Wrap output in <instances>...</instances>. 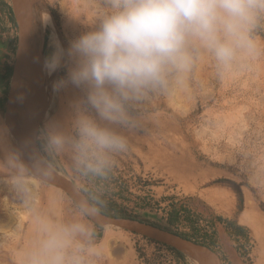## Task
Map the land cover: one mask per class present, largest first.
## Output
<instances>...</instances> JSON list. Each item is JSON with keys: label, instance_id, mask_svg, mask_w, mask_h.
I'll return each mask as SVG.
<instances>
[{"label": "rangeland", "instance_id": "1", "mask_svg": "<svg viewBox=\"0 0 264 264\" xmlns=\"http://www.w3.org/2000/svg\"><path fill=\"white\" fill-rule=\"evenodd\" d=\"M41 1L51 21L41 27L43 54L48 50L52 33L67 47L71 39L87 31L95 23L101 3V0ZM0 2L12 8V0ZM4 9L0 3V126L8 129L9 143L14 145L10 126L21 116L16 118L14 114L23 102L15 94V87L9 104L8 97L18 30ZM40 12L45 18L42 8ZM33 14V18L39 15ZM23 32L27 34L25 28ZM255 37L264 45V27L257 30ZM26 45L21 46L17 63ZM244 63L243 70L237 69L221 79L211 58L201 53L184 86L155 96L142 109L141 127L129 134V149L116 158L104 185V201L116 205L118 212L187 237L211 250L219 264H231L220 261L215 228L227 223L230 225L225 227L232 230L236 224L242 228L239 238L237 235L231 238L237 264H264V51ZM64 75L63 68L53 76L46 72L40 95L25 111L23 119L35 117L32 124L42 114L46 115L38 131L49 120L61 118L68 101L76 94L74 89L54 91V82ZM22 109L23 106L20 109L23 112ZM230 115L236 118L227 120ZM53 162L58 175L82 193L89 189L97 191L95 185L85 184L73 173L67 156H57ZM38 184L39 188L33 190L38 203L44 206L47 203L41 191L52 185ZM60 191L62 197L56 212L70 217L75 211L73 201ZM247 205L252 206L253 215L263 224L256 231L240 221ZM106 229L97 228L99 243ZM109 229L126 243L111 245L103 251L99 264H197L192 258L177 257L161 243L119 228ZM31 234L27 209L7 177L0 174V264H13L12 253L26 245Z\"/></svg>", "mask_w": 264, "mask_h": 264}, {"label": "clouds", "instance_id": "2", "mask_svg": "<svg viewBox=\"0 0 264 264\" xmlns=\"http://www.w3.org/2000/svg\"><path fill=\"white\" fill-rule=\"evenodd\" d=\"M261 27L264 0H101L95 23L67 47L53 34L43 69L49 75L65 70L54 91L76 90L64 115L18 147L0 126V174L32 225L29 242L12 253L13 264H99L104 185L116 158L129 149V134L141 127L142 109L184 86L201 53L221 79L243 70L247 59L264 51L255 37ZM60 155L81 181L97 188L73 199L70 217L57 215L59 201L41 206L33 190L34 180L55 182L53 160Z\"/></svg>", "mask_w": 264, "mask_h": 264}, {"label": "bare ground", "instance_id": "3", "mask_svg": "<svg viewBox=\"0 0 264 264\" xmlns=\"http://www.w3.org/2000/svg\"><path fill=\"white\" fill-rule=\"evenodd\" d=\"M20 4L23 5L22 12H19L22 19L23 16L24 20V27H22V30H27V42H26V48L24 47V52H22V55L20 57L19 63H17L15 67V76L14 81L12 85V89L17 88L15 91V94L17 97H22V106H23V112L20 110L22 108L17 109L15 112L16 118L21 114V116L18 118L17 121L14 120V123L11 124L10 127L13 128V143L15 146H20L22 143L26 140H29L31 133L30 126L35 120L34 116L26 117L24 118L26 109L34 102L35 98L40 95L42 87L45 84L44 76L46 74V71L43 69V62L46 56L51 54L52 46H51V38L49 41V47L46 53H41L40 50V41H41V27L44 24L45 21L48 19V15L46 14V9L44 4L41 0H22L20 1ZM40 8H42V12L45 15V18H43L40 15ZM35 11V12H34ZM29 13V15H28ZM33 13H38L35 18ZM29 19V23H28ZM44 20V21H43ZM31 22V23H30ZM50 18L48 19L46 24H50ZM53 35V33H52ZM52 37V36H51ZM54 74V73H53ZM52 74V76H53ZM21 88V89H20ZM18 90H21V94ZM48 100H45V103L47 105ZM25 104L27 107H25ZM45 114V113H44ZM43 115V114H42ZM38 117L37 122H40V120L43 119L46 115ZM236 118L235 115H230L227 120H234ZM35 122V121H34ZM14 125V126H13ZM35 124H32V128ZM245 126V125H244ZM10 142V141H9ZM33 188H39V184L37 181H33ZM59 187H56L52 185L49 189H42V194L46 198V203H48L50 200H60L62 197V193ZM55 212L59 211L58 208L54 209ZM57 213V212H56ZM252 206L247 205V209L242 213L240 221L244 224H246L248 227H250L253 231H256V228H262V223L257 219L255 215H253ZM58 215V214H57ZM260 219V218H259ZM104 231V235L101 239L100 245L102 247L103 251H107L110 249L111 245H116L118 243L125 244L126 241L120 237L119 235H115L111 229V227H106ZM121 253V251H119ZM191 258V257H190ZM193 259V258H192ZM194 260V259H193Z\"/></svg>", "mask_w": 264, "mask_h": 264}, {"label": "water", "instance_id": "4", "mask_svg": "<svg viewBox=\"0 0 264 264\" xmlns=\"http://www.w3.org/2000/svg\"><path fill=\"white\" fill-rule=\"evenodd\" d=\"M22 0H12V15L17 26V51L15 54V66L17 63L19 52L21 51V46H24L27 42L26 34L22 31V27H24V16L23 19L19 12H22L23 5L20 4ZM29 42V41H28ZM27 42V43H28ZM22 49V48H21ZM15 66L13 71V76L11 80L10 92L8 97V104L11 101L10 96L12 92V85L15 76ZM10 100V101H9ZM41 122V120H40ZM40 122L34 123V129L32 131L33 134L30 135L29 139H35L38 132V126ZM51 185L59 187L63 190L65 194L73 201L74 198L83 194L82 191L77 189L72 183H70L65 178L57 175L55 182ZM98 227L106 228L113 227L119 228L122 230L129 231L133 234L139 235L141 237L147 238L149 240L161 243L175 251L183 254L187 258H193L197 264H219V259L209 250L208 248L197 244L191 240L183 238L175 233L163 230L161 228L155 227L148 223L141 222L136 219L130 218H117L112 216H107L104 214H100L98 218Z\"/></svg>", "mask_w": 264, "mask_h": 264}, {"label": "crops", "instance_id": "5", "mask_svg": "<svg viewBox=\"0 0 264 264\" xmlns=\"http://www.w3.org/2000/svg\"><path fill=\"white\" fill-rule=\"evenodd\" d=\"M226 225H230V223L223 224V225H216V233H217V243L220 245L219 248L221 253L219 254L220 261L223 263V260H227L231 264H237V253L234 252L232 248L231 238L235 235L239 238L242 234V228L236 224L234 229L225 227ZM232 251L235 253V256L232 255ZM226 258V259H223ZM235 261V262H234Z\"/></svg>", "mask_w": 264, "mask_h": 264}, {"label": "trees", "instance_id": "6", "mask_svg": "<svg viewBox=\"0 0 264 264\" xmlns=\"http://www.w3.org/2000/svg\"><path fill=\"white\" fill-rule=\"evenodd\" d=\"M0 3H1V8H2V10H3V8H5L4 10H5V12L7 13V15H8V17H9V21H10V22H13V17H12V12H11V8H10V6H8L7 4H5V3H3V2H0ZM117 209H118V208H117L116 205H113V204H111V203H109V202H105L104 205H103V207H102V209H101V213L104 214V215H107V216H112V217H117V218H124V217H125V218L135 219V218H133V217H131V216H126L125 214H121L120 212L117 211ZM172 218H173V217H172ZM172 218H170L169 223L172 222ZM141 222H142V221H141ZM148 224H150V223H148ZM150 225L156 226V225H154V224H150ZM159 228H161V227H159ZM161 229L171 232L170 230H168V229H166V228H161ZM172 233H173V232H172ZM175 234H176V233H175ZM177 235H179V236H181V237H183V238L188 239L187 237H185V236H183V235H180V234H177ZM169 249H170L171 251H173V252L177 255V257L182 258V259L185 258V256H184L183 254H181V253L175 251L174 249H171V248H169Z\"/></svg>", "mask_w": 264, "mask_h": 264}, {"label": "flooded vegetation", "instance_id": "7", "mask_svg": "<svg viewBox=\"0 0 264 264\" xmlns=\"http://www.w3.org/2000/svg\"><path fill=\"white\" fill-rule=\"evenodd\" d=\"M11 12H12V9H11ZM13 16V15H12ZM14 19V18H13ZM15 22V21H14Z\"/></svg>", "mask_w": 264, "mask_h": 264}]
</instances>
